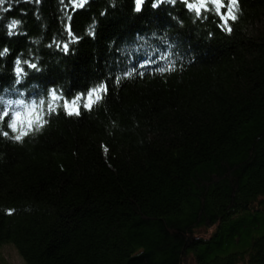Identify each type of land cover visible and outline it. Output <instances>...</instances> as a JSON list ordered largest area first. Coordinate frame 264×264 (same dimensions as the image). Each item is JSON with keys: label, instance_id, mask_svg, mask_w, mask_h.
<instances>
[{"label": "trees", "instance_id": "1", "mask_svg": "<svg viewBox=\"0 0 264 264\" xmlns=\"http://www.w3.org/2000/svg\"><path fill=\"white\" fill-rule=\"evenodd\" d=\"M104 4L42 0L46 40H67L65 11L77 36L93 17L98 25L95 39L70 44L68 55L42 49L48 67L29 83L84 90L115 70L121 44L166 26L194 62L179 83L173 75L167 84L146 79L117 92L106 80L109 114L126 129L112 138L99 122H107L101 108L97 119L61 116L24 148L0 145V205L18 209L0 213V243H14L26 264H264V0H242L246 13L230 37L210 17L211 40L183 10L181 29L164 6L145 5L133 16L131 0H123L99 17ZM19 9L27 10L21 18L29 35L39 34L35 6L21 4L8 15ZM25 41L0 34V45L13 48L8 69ZM10 80L0 75V87ZM101 141L109 145L107 159Z\"/></svg>", "mask_w": 264, "mask_h": 264}, {"label": "clouds", "instance_id": "2", "mask_svg": "<svg viewBox=\"0 0 264 264\" xmlns=\"http://www.w3.org/2000/svg\"><path fill=\"white\" fill-rule=\"evenodd\" d=\"M63 4V0H60ZM42 0H0V34L9 41L14 37H26L25 47L16 51L11 61V68H7L8 57L12 55L13 48L8 43L0 45V75L7 74L11 77L10 83L0 87V145L24 148L26 145L39 141L54 120L79 119L82 115L97 119L99 109H103L107 122L100 120L104 133L112 138L124 129L119 119H113L109 114L106 104L109 95V87L106 80H111L112 86L118 92L125 83H140L159 79L167 84L175 75L177 83L181 82L182 74L187 67L194 62L191 53L182 52L174 39L170 38L173 29L166 26L163 29H152L143 34H136L130 43H123L115 51L119 55V62L114 71H110L105 78L93 81L84 90H74L71 94L66 92V84L56 83L43 88L38 82H28L33 73L44 72L48 64L41 63L45 57L42 49L53 53L68 55L69 45L78 44L84 37L95 39L98 19L92 18L91 24L84 28L82 36H77L70 29L72 17L64 12L67 18L63 23V33L67 34V40L53 36L46 40L47 22L40 13ZM75 8H84L89 0H69ZM123 0H105V4L99 10V17L107 14L109 9H115ZM21 4L34 5L33 17L40 22L39 34L29 35L25 27L27 21L21 17L27 16L26 9H19V15H8ZM145 5L152 10L161 6L169 9L168 17L181 29L186 26L185 19L179 13L183 10L184 17L194 26L198 32L203 26L207 31L205 39L211 40L214 36L209 30L208 21L212 18V24L225 36H232L234 28L245 16L246 9L242 6V0H131V15L135 16L143 11ZM259 27V24H257ZM246 31V29H241ZM62 33V34H63ZM115 41L108 43V49L112 50ZM133 129L140 126L135 116L131 117ZM102 155L107 159L109 145L104 141L100 144ZM73 156L76 152L73 151ZM6 153L0 151V164L5 163ZM111 167V165H109ZM17 208H8L0 205V213L11 216L17 212ZM23 211L31 213L33 206L25 204Z\"/></svg>", "mask_w": 264, "mask_h": 264}, {"label": "rangeland", "instance_id": "3", "mask_svg": "<svg viewBox=\"0 0 264 264\" xmlns=\"http://www.w3.org/2000/svg\"><path fill=\"white\" fill-rule=\"evenodd\" d=\"M0 264H26V261L14 243L5 242L0 243ZM186 264L197 263L194 260H188Z\"/></svg>", "mask_w": 264, "mask_h": 264}]
</instances>
